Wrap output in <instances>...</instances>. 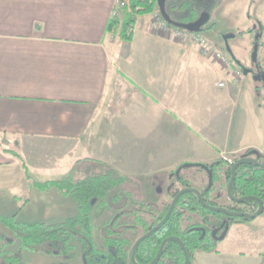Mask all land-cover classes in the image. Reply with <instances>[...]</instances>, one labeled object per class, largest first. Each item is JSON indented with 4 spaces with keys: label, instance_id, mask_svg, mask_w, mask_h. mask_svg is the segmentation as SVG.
<instances>
[{
    "label": "crops",
    "instance_id": "crops-1",
    "mask_svg": "<svg viewBox=\"0 0 264 264\" xmlns=\"http://www.w3.org/2000/svg\"><path fill=\"white\" fill-rule=\"evenodd\" d=\"M116 1L0 0V188L10 197L22 200L9 183L30 191L21 159L38 182L105 163L132 182L162 174L168 184L185 163L264 155V103L248 74L155 27V11L119 36L123 10L109 30ZM10 143L54 155L40 177L62 176L37 180ZM194 264H264V211L233 223Z\"/></svg>",
    "mask_w": 264,
    "mask_h": 264
},
{
    "label": "trees",
    "instance_id": "trees-1",
    "mask_svg": "<svg viewBox=\"0 0 264 264\" xmlns=\"http://www.w3.org/2000/svg\"><path fill=\"white\" fill-rule=\"evenodd\" d=\"M128 1L130 2L131 11L123 10V18L118 31L119 36L130 39L134 29L135 16L139 14H148L155 11L165 21L159 12L156 0ZM165 11L170 21L167 23L172 28L181 29V25H187L197 20L201 11V0H165ZM117 22V19H113L109 24V30H112ZM11 153L19 157L16 152L11 151ZM242 156H252L259 160L258 156L262 155L257 151L247 149L233 157L234 159H239ZM21 161L29 190L35 188L40 191H46L50 188H56L64 196L72 198L76 204L77 213L57 223H25L17 221L16 214L11 216L0 215V224L9 230L12 236V240L7 243L18 241V247L21 249L54 255L64 260L75 258L78 246L84 264H124L126 262L127 252L123 248L126 241L122 239L119 231L110 227V220L103 221L100 226L102 241L107 252L97 248L93 238L96 226L92 221L91 214L93 209H95V214L101 215L107 207H111L115 211H130L133 209L136 203L131 193L123 188L125 183L131 182L130 178L124 176L114 167L103 163L94 168H85V175L77 179H74L71 175L64 179L38 182L29 175L27 164L22 159ZM191 165L193 163H185L181 166L183 168L193 167ZM250 168L253 169V176L250 179H246V176L250 173ZM92 169L97 171L93 173L91 172ZM229 175L230 171H227L226 180H228ZM178 181H180V186H188V183L183 178L178 177ZM210 189H206L203 193L204 197L209 198L211 196ZM232 192L237 196L258 195L264 201V169L247 164L238 167ZM25 201L28 202V199H25L24 203H26ZM242 203L251 205V211H254L257 207V204L253 203V201H244ZM139 207L143 212L148 209L145 203L140 204ZM167 207L168 203L159 211V217L151 225L163 217ZM135 210L138 211L137 209ZM186 211L197 212V215H218L201 207L196 196L192 193L182 195L168 221L159 229V233L140 245V255L137 256L138 261L144 260L146 262L150 260L154 256L161 240L169 235L180 236L184 239L191 260H194L195 253L198 250L215 251L214 247L202 246L193 233L188 238L183 237V233H187V228L183 227ZM248 220L250 219L235 217L233 222H245ZM141 222L144 230L151 226L148 225L146 220ZM3 247L4 244H0V261L4 264H21L18 256L3 250ZM169 255L172 256L174 264H185L183 253L174 242H169L166 245L164 256L167 257Z\"/></svg>",
    "mask_w": 264,
    "mask_h": 264
},
{
    "label": "rangeland",
    "instance_id": "rangeland-1",
    "mask_svg": "<svg viewBox=\"0 0 264 264\" xmlns=\"http://www.w3.org/2000/svg\"><path fill=\"white\" fill-rule=\"evenodd\" d=\"M221 7L216 10L213 14V21L217 23V30L221 31L223 34L225 33H232L236 31L245 30L254 23H256L254 19L255 15H258L261 19L263 25H264V0H259L255 4L251 3V0H222ZM129 7L130 2L128 3ZM121 13V11H120ZM157 13V12H156ZM251 17H250V16ZM253 18V19H252ZM253 23V24H252ZM204 36L206 37L207 42L211 43L214 47L220 49L221 51H227V47H225L222 44V40L220 36L218 37L217 32L212 30L208 32H202ZM252 41L253 37L248 36L247 34L243 37L236 36L235 38H231L228 41L231 53L234 57H232V63L233 65H236L235 60H238L241 62L244 66H249L251 62V52H252ZM209 43L210 47L213 49L211 44ZM229 53V54H231ZM257 61L263 64L264 66V55L261 53V49L258 52L257 55ZM248 83H254L256 87H258L259 92L261 93V101L264 103V86L263 84L258 81L254 80L251 74H248ZM246 81V80H245ZM250 81V82H249ZM236 83V82H235ZM240 87H244L246 85L245 82H242L239 84ZM258 101L259 98H257ZM28 148H17L18 146H15V144L10 143V146L12 149L18 150L21 155L27 160V162L31 163V173L35 175V178L37 180H44V179H54L59 178L60 175L62 176L63 173H49L46 172L45 169H43L42 174H48L43 177L41 176V173L39 172V165H42L43 161L44 165L47 163L49 165L50 162H53L52 160L55 158L54 155H48L47 151H32L31 147L29 148L28 145H26ZM54 163V162H53ZM46 165V166H47ZM51 165V164H50ZM94 168V167H92ZM193 168V172L196 176L199 177L200 181L202 182V179H204L200 174H197L196 171L198 169ZM77 169L71 171L70 173H67L68 176H73L74 179H77L81 176L85 175L86 169L85 167H80V173L77 172ZM189 169V168H187ZM45 170V171H44ZM97 170L92 169L91 172L95 173ZM199 170L198 172H200ZM193 176V175H192ZM164 176L158 175L157 179H155L152 182H146V181H140L137 182H127L123 185V188L126 186L130 190V193L132 195V198L135 201L138 200H146L149 201V207L151 209H159L162 207L158 203V200L161 199L164 202H167L171 199L170 194V188L172 187H178V182L171 180L169 183H165L162 179ZM196 180V179H194ZM198 184L195 182V185ZM20 184H10L9 189L14 191L16 190V194L18 196H21L22 200H16L12 197H10L7 193V190L5 188H0V214L4 216H11L13 214H16V220L19 222H46V223H57L62 222L66 218L72 217L77 213V207L76 204L73 202L72 198L69 196H64L61 194L56 188H50L46 191H40L35 188L31 189L26 193L25 187H19ZM3 186V185H2ZM6 186V184H4ZM172 186V187H170ZM162 190L159 192L158 190ZM13 192V191H12ZM10 193V192H9ZM221 197L218 199L219 203H227V201L224 199L225 194L223 188L220 191ZM29 199L30 202L26 205L24 203L25 197ZM22 203H24L22 205ZM23 207V208H22ZM22 208V209H20ZM92 213H95V209H93ZM102 216H105V210L103 211L102 215H96L93 218L92 221L95 223V225H101V223L104 221ZM96 225V226H97ZM98 229L96 228L94 231V241L101 245V237L98 235ZM12 240V236L9 230H7L5 227H3L0 224V244H4L3 250L9 251L10 253L18 256L20 258L21 264H79L75 261L78 260H62L61 258H58L54 255H48L44 254L42 252H31L28 250H24L18 247V241H13L11 243H7ZM6 241V242H5ZM0 264H4L2 261H0ZM12 264V263H10Z\"/></svg>",
    "mask_w": 264,
    "mask_h": 264
},
{
    "label": "flooded vegetation",
    "instance_id": "flooded-vegetation-1",
    "mask_svg": "<svg viewBox=\"0 0 264 264\" xmlns=\"http://www.w3.org/2000/svg\"><path fill=\"white\" fill-rule=\"evenodd\" d=\"M257 1H259V0H251V3L255 4ZM222 2H223L222 0H201L200 14H199L197 20L191 22V23L197 22L201 18L202 15H204V17L207 16L208 19L202 25L201 30L199 32L202 33L205 31L208 32V31H212V30L217 29V23L213 21V14L216 10H218L221 7ZM253 20H255L256 23H254V24L252 23L253 25H251L250 27H248L245 30L236 31V32H232V33H225V34H223L221 31H216V32H217L218 37L220 36V38L222 40V44L225 47H228L229 49H230V47H229L228 41L231 38H235L236 36L243 37L246 34L248 36L253 37L252 52H251V62L252 63L247 67L242 65L241 62L238 60H235V63L237 65V67H239L241 69V70L238 69L237 72L241 71L242 76L244 74L242 72L243 69H248L250 71V73H248V74H251V76L253 77L254 80H258L263 84V81L258 79V77L260 78L264 75V66H263V64H261L260 62L257 61V55H258V52L260 49H261V53L264 55V25H263V23H262V21L258 15H255ZM188 24H190V23H188ZM229 34H232L233 37L228 38L227 40H224L223 37L225 35H229ZM255 44H257V51H256L255 59H253L252 53L254 51V45ZM221 52H223L226 55V57L229 59V65H230V63H232V57H233L231 50H230V52L225 51V50L221 51ZM229 53H231V54H229ZM233 59H234V57H233ZM263 86H264V84H263ZM261 155L262 156H260V157L258 156L259 160L258 159L257 160L264 163V155L263 154H261ZM250 157H252V156H250ZM237 160L238 159H234V157H230L229 160L226 157H222L221 159L215 161L214 163L205 164L207 166L205 168L193 166V167H196L195 169H198V171L201 170L200 172H198V171H196V172H197V174H200V176H202L204 178V179H202V182H201L199 177L196 176L194 174V172L192 173L193 180L196 179V180H198V183L201 182V186L199 188L194 186L190 182V179L186 178V176H185L186 170L181 169L177 175L176 174L177 169H175L171 173L170 179L174 180V181L178 182V184H180V181H178V177H181V178H183L184 181L186 180V182L188 183V186H180V185L178 187L170 186V187H172V188H170L171 199L165 203L164 202L160 203V201H158V203L160 205H162V207L159 209H151L149 207L150 202L146 201V200H138V201L134 200L136 204H134V208L131 209L130 211H125V210L115 211L111 207H107L105 209V217L103 218V220L104 221L110 220V223H109L110 227H112L116 231H119L122 239H124L126 241V244L123 245V248L127 252V259H126V262L124 264H135V263L136 264H150L155 259V257L157 256V253L159 251L161 243L168 237L179 238L182 241V244L185 247L186 251L188 252L187 246H186L185 241L182 237L176 236V235H169V236L164 237L161 240L154 256L150 260H148L146 262H144V260L138 261L137 256L140 255V248H139L140 245L143 242H145L146 240H148L149 238H151L152 236L157 235V233H159V231H160L159 229L168 221V219H169L168 218L166 220V222L160 228L155 230L153 233H151L148 237L144 238L139 243V245L136 247V249L134 251V260L135 261L133 262V260H132V248H133L136 240L139 237L143 236L144 234L148 233L157 223H159L164 218L167 210L160 220H158L157 222H155L154 224L151 225V223L159 217V211L162 210L167 203H168V207H169V204L172 201L175 194L178 192V190H180L182 188L193 187V188L198 189L202 194L203 200L210 206L223 207L229 211H235V212L236 211L254 212L257 209L258 205L254 211H251V207H252L251 205H244L243 203L240 204V203L234 202L227 194V185H228V181H229L230 175H231V167ZM249 165H251V164H249ZM227 171H230V175H229L228 180H226V172ZM249 171H250V173L246 176V179H250L253 176V169L250 168ZM222 188H223L224 194H225L224 199L227 201V203H219L218 202V199H220V197H221L220 191ZM232 188H233V184H232ZM232 188H231V192H232ZM206 189L211 190L210 191L211 196L209 198H206L203 196V193L206 191ZM187 193H191V192H187ZM193 195H195V194H193ZM232 195H233V197H236V198L241 197V196L235 195L233 192H232ZM255 196H258V195H255ZM196 198H197V196H196ZM197 200H198V198H197ZM198 202H199V200H198ZM143 203L147 204V206H148V209L146 212L141 211V208L139 207L140 204H143ZM253 203H256V202L253 201ZM199 204H200V202H199ZM95 205H96V203H95ZM168 207H167V209H168ZM201 207H203V206L201 205ZM203 208H205V207H203ZM135 209H137L138 211H136ZM205 209L209 210L208 208H205ZM209 211L212 213L218 214V215H210V214L209 215H197L196 214L197 212L186 211L185 212L186 216H185V219L183 222V227L187 228V233H183V237L188 238L193 233L195 235V237L197 238V241H200L202 246L214 247V249L216 250L219 241L223 240L225 238V236L228 234L231 225L234 223L233 221H234L235 217L229 219L227 217V215H225L222 212H214L211 210H209ZM91 215H92V217L93 216L95 217V213H92ZM142 220L148 221V225H151V226L148 229L144 230V228L142 227V222H141ZM227 224H228V228H227L225 234H223L225 226ZM94 225H95V223H94ZM96 228L98 229V233H99L98 235L101 237V245H98L95 241H94V243L99 250L107 252V249L104 246L103 241H102V239H103L102 230L99 227V225H97ZM93 238H94V235H93ZM169 242L176 243V245L181 249L183 256H184V263H185V255H184V252H183L181 245L174 240H170V241L166 242V244L164 245V247L162 249V252H161L159 258L157 259V261L154 264H174V262L172 261V256H170V255L167 257L164 256L166 245ZM199 251H204V250H198L197 252H199ZM197 252L195 253L194 260L190 259V255L188 252L190 264H194ZM62 260H64V259H62ZM70 260H78L75 262H78L80 264H84L82 261L78 246L76 249V257L73 259H70ZM67 261H69V260H67Z\"/></svg>",
    "mask_w": 264,
    "mask_h": 264
},
{
    "label": "water",
    "instance_id": "water-1",
    "mask_svg": "<svg viewBox=\"0 0 264 264\" xmlns=\"http://www.w3.org/2000/svg\"><path fill=\"white\" fill-rule=\"evenodd\" d=\"M157 5H158L159 12H160L161 16L164 18V20L166 22L169 23L170 22L169 21V16L166 14V11H165V0H157ZM207 19H208L207 16L204 17V15H202L201 18L197 22L190 23V24H187V25H181L180 27L182 29H184V30L189 31V32H199L201 30L202 25L207 21ZM231 37H233V35L229 34V35H225L223 37V39L227 40L228 38H231ZM227 51L230 52V49L228 47H227ZM256 51H257V44L254 45V51L252 53L253 59H255ZM243 73H244V75H247L248 73H250V71L248 69H243ZM258 79L262 80L263 84H264V75L262 77H260V78L258 77ZM245 164L255 165L257 167H260V168L264 169V163L258 161L256 158L250 157V156H242V157H240L231 167V175H230V179H229L228 185H227V194L234 202H237V203H242L244 201H254V202H256L258 207H257V209L254 212H240V211H236L235 212V211H229V210H227L226 208H223V207L210 206L203 200L202 194H201V192L198 189L193 188V187L182 188V189L178 190V192L173 197L172 201L169 204V207L167 209V212H166L164 218L159 223H157L148 233L144 234L143 236L139 237L136 240V242H135V244H134V246L132 248V260H133V262L135 261L134 260V251H135L136 247L139 245V243L144 238L148 237L151 233H153L155 230L160 228L166 222V220L169 218V216L171 215L172 211L174 210L179 198L183 194H185L187 192H191V193L195 194L197 196L200 204L203 207L208 208L209 210L214 211V212H222L225 215H227V217L229 219L234 218V217H243V218H247V219H254L258 215H260L264 211V202L262 201L261 198H259L258 196H255V195H245V196H241V197L236 198V197H233L232 192H231L232 184H233V182L235 180L237 169L241 165H245ZM191 166H197V167H200V168L207 167L203 163H193V165H191ZM182 168H183L182 166L177 168V170H176V174L177 175H178L179 171ZM227 228H228V224L225 226L223 234H225ZM170 240H174V241L178 242L181 245V247L183 249V252H184V255H185V263L186 264H190L188 252L186 251L185 247L183 246L182 241L179 238H177V237H168V238H166L161 243L159 251L157 253V256L155 257V259L150 264H154L157 261V259L159 258L160 254L162 252V249H163L164 245L166 244L167 241H170Z\"/></svg>",
    "mask_w": 264,
    "mask_h": 264
},
{
    "label": "built area",
    "instance_id": "built-area-1",
    "mask_svg": "<svg viewBox=\"0 0 264 264\" xmlns=\"http://www.w3.org/2000/svg\"><path fill=\"white\" fill-rule=\"evenodd\" d=\"M128 0H117L114 10L112 12V19H118L120 16V11L126 9L129 12L131 11L129 7ZM155 27H158L162 31L173 34L175 38L181 40L184 43L190 42L197 44L199 47V52L202 56L208 58L211 62L220 61L223 65H229V59L226 55L220 50L212 49L207 42L206 37L201 32H189L184 29H175L172 28L167 22L163 21L159 15H156ZM242 76L241 73H239ZM219 86H222L223 83L219 82ZM225 157V156H224ZM226 158L229 160L230 157Z\"/></svg>",
    "mask_w": 264,
    "mask_h": 264
}]
</instances>
